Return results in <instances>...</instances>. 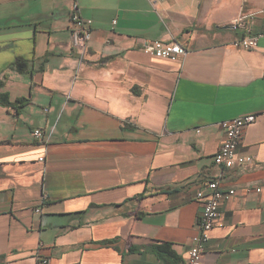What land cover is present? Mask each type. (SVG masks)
I'll list each match as a JSON object with an SVG mask.
<instances>
[{"label": "crops", "instance_id": "1", "mask_svg": "<svg viewBox=\"0 0 264 264\" xmlns=\"http://www.w3.org/2000/svg\"><path fill=\"white\" fill-rule=\"evenodd\" d=\"M74 4L92 21L82 58ZM251 14L257 48L237 49L232 23ZM143 40L186 53L147 56ZM0 82L29 99L0 106V264H187L212 180L235 194L203 264H264V0H0ZM249 114L250 164L216 167L219 123Z\"/></svg>", "mask_w": 264, "mask_h": 264}, {"label": "built area", "instance_id": "2", "mask_svg": "<svg viewBox=\"0 0 264 264\" xmlns=\"http://www.w3.org/2000/svg\"><path fill=\"white\" fill-rule=\"evenodd\" d=\"M157 2H163V0H150V5L154 11H157ZM255 16V14L239 15L233 21L232 29L241 30L244 33L243 37L233 42L235 48L247 51L257 48V38L260 35H249L248 24ZM70 21L72 24L70 29L71 46L82 58L92 37V21L81 16L76 4L72 6ZM138 50L144 55L166 60H175L186 53V50L178 43L151 40L141 41ZM44 111L46 112V110ZM256 119V115L249 114L219 123L224 132V140L213 157V163L216 167L229 170L236 166L242 167L250 164L251 158L237 155V149L244 130L255 123ZM196 133L199 131L197 130ZM32 135L40 144H44L46 141L41 129H34ZM205 187L208 193L203 194L199 191L196 194L197 199L201 202L202 212L196 220L197 233L192 237L191 246L186 252L187 264H203V253L210 240V232L217 225L221 203L235 194L234 190H222L218 180L208 182ZM252 188L247 186L245 192L250 193ZM254 191L258 193L260 188H255ZM40 262L47 264L46 259H41Z\"/></svg>", "mask_w": 264, "mask_h": 264}, {"label": "trees", "instance_id": "3", "mask_svg": "<svg viewBox=\"0 0 264 264\" xmlns=\"http://www.w3.org/2000/svg\"><path fill=\"white\" fill-rule=\"evenodd\" d=\"M14 67L18 71L22 72L23 70L22 68L24 67L23 62L17 60L14 63ZM2 86L3 83L0 82V89ZM28 103H29V99H16L14 101H11L6 93L0 92V106L14 108L17 111L19 108L26 106ZM104 243H110V241H105ZM154 252L158 258H165L172 256V253H170L167 245H160L154 247Z\"/></svg>", "mask_w": 264, "mask_h": 264}]
</instances>
